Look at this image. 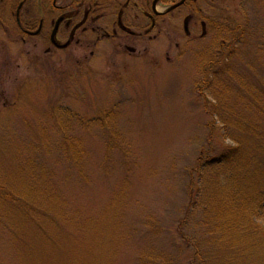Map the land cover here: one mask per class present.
<instances>
[{
  "label": "rangeland",
  "instance_id": "obj_1",
  "mask_svg": "<svg viewBox=\"0 0 264 264\" xmlns=\"http://www.w3.org/2000/svg\"><path fill=\"white\" fill-rule=\"evenodd\" d=\"M14 1L2 0L0 13ZM45 2L25 9L38 19ZM176 12L163 15L155 39L124 41L132 54L94 45L89 30L80 47L46 54L43 37L23 43L0 16V187L58 197L48 203L52 220L32 218L18 195L6 199L0 264H196L178 223L197 165L230 143L207 94L234 114L251 109L237 100L240 80L264 90V0H189ZM58 107L71 122L50 116ZM65 140L84 151L81 172ZM29 161L41 172L34 181ZM222 248L207 252L211 264H264V242L246 254Z\"/></svg>",
  "mask_w": 264,
  "mask_h": 264
},
{
  "label": "trees",
  "instance_id": "obj_2",
  "mask_svg": "<svg viewBox=\"0 0 264 264\" xmlns=\"http://www.w3.org/2000/svg\"><path fill=\"white\" fill-rule=\"evenodd\" d=\"M246 83L239 81L242 94L237 100L241 108H251L250 111L226 113L222 105L227 108V103H221L216 91L207 94L217 101L210 115L221 123L223 138L230 143L220 148L218 153L212 146L210 156L206 154L203 163L201 161L197 165L198 177L196 181L191 180L187 206L182 213V222L178 223V238L188 250H193L196 264H211L207 252L213 255L223 252V243L246 254L257 251L264 242V227L259 222L264 219V90ZM55 115L66 124L73 118L69 110L61 107L50 114L53 119ZM68 141L65 140L60 147L70 154L76 169L81 172L84 151L76 143L67 144ZM30 161L28 170L34 181L41 172L35 174L34 169H29ZM4 189L0 187V212L9 208L8 197L18 195L21 202L31 205L32 218L44 216L52 220L48 203L52 197L58 199L50 194L52 191L33 189L30 193L31 190L25 188L16 194ZM28 195L29 199L26 198ZM58 204L61 205L60 199ZM232 234H236L239 240L232 241ZM251 235L257 243L247 240Z\"/></svg>",
  "mask_w": 264,
  "mask_h": 264
},
{
  "label": "flooded vegetation",
  "instance_id": "obj_3",
  "mask_svg": "<svg viewBox=\"0 0 264 264\" xmlns=\"http://www.w3.org/2000/svg\"><path fill=\"white\" fill-rule=\"evenodd\" d=\"M29 1L15 0L11 9L0 13V16L5 15L15 35L23 37V43L43 37L47 44L46 54L65 51L75 45L80 47L81 35L89 30L94 45L112 41L114 48L132 54L135 45L124 41L135 43L144 38L155 39L160 33L159 21L163 13H177L189 0L173 10H165L169 5L162 4L164 0H159L154 6L153 0H46L44 10L37 12L43 13L38 19L25 9ZM11 4L6 7H11ZM191 19V15H187L183 21L184 34L189 37ZM200 23L204 28L205 21Z\"/></svg>",
  "mask_w": 264,
  "mask_h": 264
},
{
  "label": "water",
  "instance_id": "obj_4",
  "mask_svg": "<svg viewBox=\"0 0 264 264\" xmlns=\"http://www.w3.org/2000/svg\"><path fill=\"white\" fill-rule=\"evenodd\" d=\"M158 0H154L153 1V4H155ZM185 0H180L179 2L175 3L174 5H172L171 7L168 8V10H171V9H175L176 7L180 6L181 4H183Z\"/></svg>",
  "mask_w": 264,
  "mask_h": 264
}]
</instances>
